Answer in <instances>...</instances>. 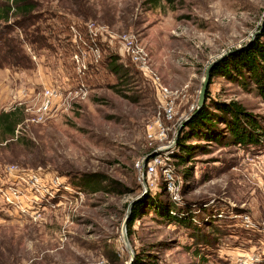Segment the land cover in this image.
<instances>
[{
	"label": "rangeland",
	"instance_id": "374dc122",
	"mask_svg": "<svg viewBox=\"0 0 264 264\" xmlns=\"http://www.w3.org/2000/svg\"><path fill=\"white\" fill-rule=\"evenodd\" d=\"M33 1L37 18L9 22L31 65L0 68V113L25 114L13 138H0V190L21 188L36 215L17 214L0 195V264H264V99L255 86L211 74L204 106H243L262 127L259 145L192 139L186 162L172 158L209 66L263 32L264 0ZM159 85L174 93L172 119ZM48 88L57 94L45 112ZM158 124L170 144L162 151L147 138ZM157 151L172 158V185L162 168L150 178L139 171ZM23 173L45 186L20 185ZM147 195L193 224L143 208L129 226Z\"/></svg>",
	"mask_w": 264,
	"mask_h": 264
},
{
	"label": "trees",
	"instance_id": "16d2710c",
	"mask_svg": "<svg viewBox=\"0 0 264 264\" xmlns=\"http://www.w3.org/2000/svg\"><path fill=\"white\" fill-rule=\"evenodd\" d=\"M149 2L157 6L160 0H149ZM36 8L37 5L33 0H8L7 4H0V68L10 66L19 69L31 65V60L23 52L20 41L11 35L15 22L11 24L9 22L13 18H19L20 22L17 23L21 25L32 22L37 18L33 15ZM23 33L28 35L27 29L23 28ZM30 38H33L34 43L40 44L43 41L34 35ZM119 68V65H115L112 70L122 80L123 75L120 74ZM211 74L214 77L223 76L232 82L241 84L244 88L253 84L264 99V28L261 35L251 45L233 51L228 59L219 61L211 70ZM24 119L25 114L21 108L0 113V138H13ZM260 130H262L260 123L238 103L216 104L214 110L204 106L195 111L185 122L178 139L177 149L179 150L172 158L186 162L193 149L186 143L192 139L243 148L257 146L260 143L259 136L262 134ZM81 182L83 187L92 189L99 184L95 179H84ZM146 197L134 204L129 226L134 225L143 208L171 222L189 226L193 224L195 216L179 217L175 204L163 201L156 196L147 195ZM205 244L209 245L210 242ZM139 263L138 260L135 264Z\"/></svg>",
	"mask_w": 264,
	"mask_h": 264
},
{
	"label": "built area",
	"instance_id": "2783aa9c",
	"mask_svg": "<svg viewBox=\"0 0 264 264\" xmlns=\"http://www.w3.org/2000/svg\"><path fill=\"white\" fill-rule=\"evenodd\" d=\"M75 59L78 63L81 62V57L77 54L75 56ZM159 89L161 91L162 97L166 100V103L164 105V113L165 116L168 119H172L174 116V102L172 100H169L173 96V92L168 89L167 87H162L159 85ZM57 91L55 89L48 88L45 90L44 93V102L41 106V110L48 112L51 109V106L53 104V101L56 98ZM147 138L149 141H158L160 143L159 150H165L169 147L170 144H165L164 141L166 140V128L163 127L161 124H158L157 130L155 131L154 127L148 129L147 131ZM158 153V151L156 152ZM172 158L169 157L168 154H160L155 156H151L149 162L144 167L142 165H138L139 171L142 173L144 172L149 178L151 176H154L157 174V170L159 168H162V171L164 173L166 181L169 183V185H172L174 181V175L172 173L173 169L168 163L171 162ZM19 180V181H18ZM43 183V179L39 176H36L34 174L30 173H23L20 176L16 177V182L20 185H23L25 183L27 187L34 188L38 187ZM15 182V181H14ZM60 179L56 178L54 179L53 183L50 182L49 186L51 189L58 188L60 185ZM45 186V185H44ZM67 190L71 191V187H67ZM82 193L79 192V195L81 196ZM0 195L4 202L6 203V206H10L12 208V211H15L19 215L24 216H34L36 215V209H34V206L30 204L31 197L27 194V196L24 194V192L19 187H9L8 189H1ZM11 211V209H10Z\"/></svg>",
	"mask_w": 264,
	"mask_h": 264
},
{
	"label": "water",
	"instance_id": "95a60500",
	"mask_svg": "<svg viewBox=\"0 0 264 264\" xmlns=\"http://www.w3.org/2000/svg\"><path fill=\"white\" fill-rule=\"evenodd\" d=\"M220 61V60H219ZM219 61H216V62H213L209 68H208V71H207V76H206V80L204 82V85H203V88L201 90V93H200V98H199V101H198V108L197 110L201 109L204 105H205V101H206V92H207V89H208V85H209V79L211 77V70L213 69V67L219 62ZM188 120V119H187ZM156 154H152L151 156H155ZM147 164V160H145V162L143 163V166L145 167ZM132 205L130 206V209H131ZM125 243L127 244V246H129V241H128V237L125 235Z\"/></svg>",
	"mask_w": 264,
	"mask_h": 264
}]
</instances>
